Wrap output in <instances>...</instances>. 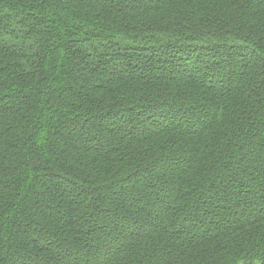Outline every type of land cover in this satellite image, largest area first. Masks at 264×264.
Here are the masks:
<instances>
[{"label": "trees", "instance_id": "16d2710c", "mask_svg": "<svg viewBox=\"0 0 264 264\" xmlns=\"http://www.w3.org/2000/svg\"><path fill=\"white\" fill-rule=\"evenodd\" d=\"M0 264H264V0H0Z\"/></svg>", "mask_w": 264, "mask_h": 264}, {"label": "rangeland", "instance_id": "374dc122", "mask_svg": "<svg viewBox=\"0 0 264 264\" xmlns=\"http://www.w3.org/2000/svg\"><path fill=\"white\" fill-rule=\"evenodd\" d=\"M197 55H199L198 53H197ZM182 165V164H181Z\"/></svg>", "mask_w": 264, "mask_h": 264}]
</instances>
